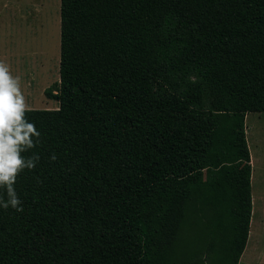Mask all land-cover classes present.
<instances>
[{
  "label": "trees",
  "instance_id": "obj_1",
  "mask_svg": "<svg viewBox=\"0 0 264 264\" xmlns=\"http://www.w3.org/2000/svg\"><path fill=\"white\" fill-rule=\"evenodd\" d=\"M59 19L58 107L25 114L39 162L23 212L0 207V264H238L264 0H60Z\"/></svg>",
  "mask_w": 264,
  "mask_h": 264
},
{
  "label": "rangeland",
  "instance_id": "obj_2",
  "mask_svg": "<svg viewBox=\"0 0 264 264\" xmlns=\"http://www.w3.org/2000/svg\"><path fill=\"white\" fill-rule=\"evenodd\" d=\"M59 6L60 0H0V44L16 51L19 77L26 80L25 94L29 93L25 100L34 110L58 107L44 96V90L59 79ZM245 131L254 165L252 215L238 264H264V113L247 114Z\"/></svg>",
  "mask_w": 264,
  "mask_h": 264
},
{
  "label": "clouds",
  "instance_id": "obj_3",
  "mask_svg": "<svg viewBox=\"0 0 264 264\" xmlns=\"http://www.w3.org/2000/svg\"><path fill=\"white\" fill-rule=\"evenodd\" d=\"M29 110L20 78L12 76L9 67L0 62V189L7 195L6 200L0 196V207L16 212L24 210L15 190L17 177L39 162L36 154L28 158L22 155L40 143L41 133L25 118ZM51 159L55 160V155Z\"/></svg>",
  "mask_w": 264,
  "mask_h": 264
},
{
  "label": "crops",
  "instance_id": "obj_4",
  "mask_svg": "<svg viewBox=\"0 0 264 264\" xmlns=\"http://www.w3.org/2000/svg\"><path fill=\"white\" fill-rule=\"evenodd\" d=\"M0 37H3L2 32H0ZM0 46H1L0 62L5 63L9 67V70H10V73H11L12 76L19 77V74H20L19 70H18V68H19L18 67V62H19V60H18L16 51H15V53H12L10 49H8L7 47H4L3 42L0 44ZM19 78H20L21 91H22L24 97L26 98L27 94H29L27 91H26L27 94H25V81L26 80H24L21 77H19ZM250 165H251V169H253L254 168L253 155H250Z\"/></svg>",
  "mask_w": 264,
  "mask_h": 264
}]
</instances>
